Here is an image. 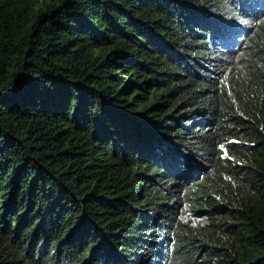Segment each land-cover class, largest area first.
<instances>
[{
  "label": "trees",
  "instance_id": "trees-1",
  "mask_svg": "<svg viewBox=\"0 0 264 264\" xmlns=\"http://www.w3.org/2000/svg\"><path fill=\"white\" fill-rule=\"evenodd\" d=\"M0 264H264V0H0Z\"/></svg>",
  "mask_w": 264,
  "mask_h": 264
}]
</instances>
